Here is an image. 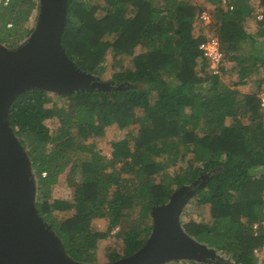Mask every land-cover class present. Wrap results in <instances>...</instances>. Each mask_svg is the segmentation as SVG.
<instances>
[{
  "label": "trees",
  "instance_id": "16d2710c",
  "mask_svg": "<svg viewBox=\"0 0 264 264\" xmlns=\"http://www.w3.org/2000/svg\"><path fill=\"white\" fill-rule=\"evenodd\" d=\"M206 1L212 10L196 0H68L66 53L102 78L113 52L110 87L57 93L61 103L53 110L42 88L24 90L11 103L9 124L36 174V208L73 259L97 262L100 239L118 225L123 251L112 260L131 255L154 228V207L191 185L210 217L184 220V230L231 264H264L255 253H264V76L251 81L264 67V16L256 18L264 0ZM36 9L38 0H0V41L23 43L35 29L24 24ZM204 10L210 22L199 18ZM250 18L258 24L252 32ZM199 21L211 23L224 60L233 62L231 73L240 83L251 81L253 90L213 72L199 48L206 37L195 32ZM51 116L56 126L48 123ZM135 121L137 132L130 129ZM112 124L128 130L112 141L108 157L90 139ZM180 162L186 163L171 171ZM65 171L71 199L53 195ZM71 209L68 216L58 213ZM98 217L108 219L106 229L95 225Z\"/></svg>",
  "mask_w": 264,
  "mask_h": 264
},
{
  "label": "water",
  "instance_id": "95a60500",
  "mask_svg": "<svg viewBox=\"0 0 264 264\" xmlns=\"http://www.w3.org/2000/svg\"><path fill=\"white\" fill-rule=\"evenodd\" d=\"M68 0H39L35 29L17 47L0 41V264H160L170 258L213 261L215 249L189 235L180 215L195 187L183 185L152 211L154 228L129 256L83 263L69 256L36 208L37 180L31 160L9 124L10 105L24 90L72 93L109 81L79 68L62 43Z\"/></svg>",
  "mask_w": 264,
  "mask_h": 264
},
{
  "label": "rangeland",
  "instance_id": "374dc122",
  "mask_svg": "<svg viewBox=\"0 0 264 264\" xmlns=\"http://www.w3.org/2000/svg\"><path fill=\"white\" fill-rule=\"evenodd\" d=\"M39 1V0H38ZM197 2H199L201 5H203L206 9L212 10L213 8V4L211 2H207L206 0H196ZM257 2V0H255ZM257 4V3H255ZM258 9V8H257ZM38 13H39V9H36L31 16L29 17L28 21L24 24L25 27L27 28H31V27H35L37 25V21H38ZM257 18V17H256ZM11 25L8 24L7 26ZM211 23L210 24H205L202 21H199L196 25L195 28V32L197 34L200 35H204L207 36L208 34H213L215 33L214 30L211 28ZM248 27L249 28H254V30H257L258 28V24L255 18H252L249 23H248ZM27 39V37L25 38ZM260 43H262V45H264V38L260 37L259 39ZM6 46H8V44H6L5 42H3ZM254 43L252 41H243V49L246 50L247 52H249L250 50L254 49L253 48ZM10 47V46H8ZM141 50V47L137 48V52ZM130 58H132V56L127 57V60L125 61L126 66H131V62H130ZM108 69L107 71L104 73V75L102 76V78H100L101 80H109L112 76V73L115 70L114 67V59H113V52H110L108 54ZM232 61L229 60H224L223 64H222V73H220V77L227 82L228 84L232 85V86H236L237 88L243 89V90H253V84L254 81L257 80V78L259 77H263L264 76V67L260 69V71L258 73H254L253 75H251V81L253 82V84L250 86V82L248 81V83H240L239 81V77L237 73H231L230 71V67L232 65ZM264 87V83L262 85ZM48 92V97L50 99L49 101V107L52 108L51 110H53L55 108L54 105H58L59 103H61V98L57 95L56 92L54 91H47ZM48 123L51 126H56L58 124L57 119L54 116H51L50 118H48ZM231 123V118L227 119V124ZM138 123L135 121V123L132 125V127H130L131 130H133L134 132H137L138 130ZM128 128L125 129H121L119 128L116 124H112L110 126L107 127L106 132L104 135L101 136H96L91 138L90 140L93 141L96 144V148L97 150L106 156H111V151H112V141L119 139L121 137L124 136V134L127 132ZM88 154H84V156H87ZM189 160V157H188ZM186 162H180L179 165L176 166H172L171 167V171H173L174 173L178 172L179 166L182 164L184 165ZM53 195L55 197H62V198H67V199H71L74 196V188L69 185L68 180L66 179V171L64 173H62L59 177V181L54 185L53 187ZM74 212L73 209L71 210H65V211H59L58 213L62 216H68L71 215ZM204 217L205 219L210 217V211L208 208V205L206 204H200L199 200L195 199V194L192 195L188 201L185 203L181 215H180V221L181 223H183L184 220H188L191 218L194 219H200L201 217ZM95 225L100 228V229H106L107 225H108V219L105 217H98L95 218ZM120 225L116 226L113 230L112 233L106 237V238H102L99 241V245H98V261L97 263H106V262H110L112 261V258L114 257V252H122L123 251V239L121 236L117 235V232L120 231ZM215 258L213 261L217 262L218 264H231L228 257L224 254L221 253L220 251H215ZM259 257H260V261L263 260L264 258V253L263 251H259L258 253ZM195 259H190L188 257H174V258H170L168 260L165 261V263L168 264H192V262H195Z\"/></svg>",
  "mask_w": 264,
  "mask_h": 264
},
{
  "label": "built area",
  "instance_id": "2783aa9c",
  "mask_svg": "<svg viewBox=\"0 0 264 264\" xmlns=\"http://www.w3.org/2000/svg\"><path fill=\"white\" fill-rule=\"evenodd\" d=\"M223 2H227V0H223ZM263 16V9L260 7L258 8L257 18L261 19ZM199 18L205 23L210 22L211 20V16L206 10L200 14ZM199 48L202 50L204 57L209 60L213 72L220 75V73H222L224 53L220 47V40L218 36L215 34H208L200 41ZM259 96L261 98V105L264 113V89L259 93ZM255 226H257V223ZM255 252L258 253V250L256 249Z\"/></svg>",
  "mask_w": 264,
  "mask_h": 264
},
{
  "label": "crops",
  "instance_id": "0c3cea01",
  "mask_svg": "<svg viewBox=\"0 0 264 264\" xmlns=\"http://www.w3.org/2000/svg\"><path fill=\"white\" fill-rule=\"evenodd\" d=\"M257 1H258V0H257ZM260 7H261V6H259L258 8H260ZM251 19H252V18H250V20H251ZM250 20H248V21H250ZM248 29H249L251 32H252V31H255L254 28H249V27H248ZM245 84H246V83H245ZM250 86H251V84H250Z\"/></svg>",
  "mask_w": 264,
  "mask_h": 264
},
{
  "label": "clouds",
  "instance_id": "9594fccd",
  "mask_svg": "<svg viewBox=\"0 0 264 264\" xmlns=\"http://www.w3.org/2000/svg\"><path fill=\"white\" fill-rule=\"evenodd\" d=\"M256 253V252H255Z\"/></svg>",
  "mask_w": 264,
  "mask_h": 264
}]
</instances>
